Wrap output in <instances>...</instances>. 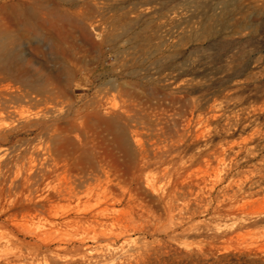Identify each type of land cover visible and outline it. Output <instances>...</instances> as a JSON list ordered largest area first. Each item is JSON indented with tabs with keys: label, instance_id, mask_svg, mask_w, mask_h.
Returning a JSON list of instances; mask_svg holds the SVG:
<instances>
[{
	"label": "rangeland",
	"instance_id": "obj_1",
	"mask_svg": "<svg viewBox=\"0 0 264 264\" xmlns=\"http://www.w3.org/2000/svg\"><path fill=\"white\" fill-rule=\"evenodd\" d=\"M0 264H264V0H0Z\"/></svg>",
	"mask_w": 264,
	"mask_h": 264
},
{
	"label": "bare ground",
	"instance_id": "obj_2",
	"mask_svg": "<svg viewBox=\"0 0 264 264\" xmlns=\"http://www.w3.org/2000/svg\"><path fill=\"white\" fill-rule=\"evenodd\" d=\"M111 105L114 107L116 104L115 103H112ZM25 121H28V120L25 119ZM138 140H140V139L138 138ZM141 142H139V143L141 144ZM139 143H138V145H140ZM141 149H142V146H141ZM40 156H42L43 159H49L51 161L50 162V165L48 166V170H52V171H49V172L59 171L60 172V176L64 180L71 179L72 173L70 172V170L68 169V167H66L65 165L61 166L60 163L51 156V153H50V151L48 149L47 150H44L41 153L40 152H37L35 156H32L31 155L30 158H32V162H33L35 160L34 159L35 157H40ZM19 173L20 172L17 171L14 174V177L13 178L17 179L18 176L20 175ZM33 176H34V170H33V168L28 169L27 172L24 175V181L26 183L30 182V180L32 179ZM45 194L46 195L44 196L43 199H41L39 196H35L31 192L29 194H26L25 197H24V199L22 200L23 201V205H22L23 207H22V209H25V210H37L39 207H42V206L44 207L45 206L44 204L51 203V202H54L56 200L59 201V200H63V199H68V197L65 194H62V193L58 192L54 188L53 189H50V191H47ZM43 202H46V203H43ZM40 240H41V238H40Z\"/></svg>",
	"mask_w": 264,
	"mask_h": 264
}]
</instances>
